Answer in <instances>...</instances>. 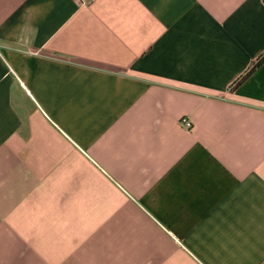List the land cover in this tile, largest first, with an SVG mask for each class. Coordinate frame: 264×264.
<instances>
[{
    "label": "crops",
    "instance_id": "0c3cea01",
    "mask_svg": "<svg viewBox=\"0 0 264 264\" xmlns=\"http://www.w3.org/2000/svg\"><path fill=\"white\" fill-rule=\"evenodd\" d=\"M263 53L264 0H0V264H264Z\"/></svg>",
    "mask_w": 264,
    "mask_h": 264
},
{
    "label": "trees",
    "instance_id": "16d2710c",
    "mask_svg": "<svg viewBox=\"0 0 264 264\" xmlns=\"http://www.w3.org/2000/svg\"><path fill=\"white\" fill-rule=\"evenodd\" d=\"M263 62H264V53L261 56H259L254 62H252L250 69L247 70V72L242 78H239L238 80L235 81L234 85H232V88L238 86L249 75V73L254 71L255 68H258Z\"/></svg>",
    "mask_w": 264,
    "mask_h": 264
},
{
    "label": "built area",
    "instance_id": "2783aa9c",
    "mask_svg": "<svg viewBox=\"0 0 264 264\" xmlns=\"http://www.w3.org/2000/svg\"><path fill=\"white\" fill-rule=\"evenodd\" d=\"M179 123L184 128H187V129H191L192 128V122H191V120H189L185 116L180 118Z\"/></svg>",
    "mask_w": 264,
    "mask_h": 264
}]
</instances>
